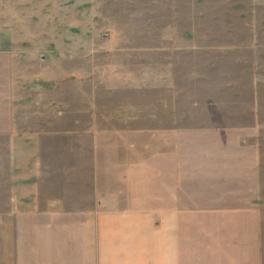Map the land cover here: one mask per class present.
<instances>
[{"label":"rangeland","instance_id":"374dc122","mask_svg":"<svg viewBox=\"0 0 264 264\" xmlns=\"http://www.w3.org/2000/svg\"><path fill=\"white\" fill-rule=\"evenodd\" d=\"M119 79L139 87L107 102L102 86ZM92 96L140 134L171 124L174 154H203L174 163L179 202L264 208V0H0V101L18 125L77 136ZM55 138L44 146L60 171ZM5 164L0 137V210Z\"/></svg>","mask_w":264,"mask_h":264},{"label":"crops","instance_id":"0c3cea01","mask_svg":"<svg viewBox=\"0 0 264 264\" xmlns=\"http://www.w3.org/2000/svg\"><path fill=\"white\" fill-rule=\"evenodd\" d=\"M115 83L101 88L107 102L139 87ZM104 100H86L88 124L77 136L26 121L22 127L13 103L0 101L6 162L0 264H264L261 202H179L174 163L203 161V154H174L171 124L163 137L140 134L124 109L104 115ZM33 103L15 109L32 112ZM55 137L54 153L68 154L56 162L60 171L48 167L44 146L46 139L57 146Z\"/></svg>","mask_w":264,"mask_h":264}]
</instances>
